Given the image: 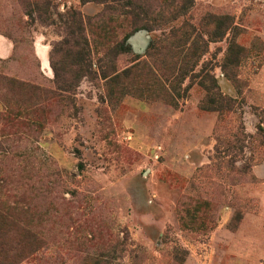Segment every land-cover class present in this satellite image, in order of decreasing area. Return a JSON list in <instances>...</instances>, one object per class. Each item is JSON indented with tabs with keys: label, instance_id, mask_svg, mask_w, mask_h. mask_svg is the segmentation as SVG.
<instances>
[{
	"label": "rangeland",
	"instance_id": "1",
	"mask_svg": "<svg viewBox=\"0 0 264 264\" xmlns=\"http://www.w3.org/2000/svg\"><path fill=\"white\" fill-rule=\"evenodd\" d=\"M33 2L0 0V243L20 264H264V0H51L52 25ZM72 9L92 73L61 92L33 48L52 57ZM208 73L230 111L205 109Z\"/></svg>",
	"mask_w": 264,
	"mask_h": 264
},
{
	"label": "trees",
	"instance_id": "2",
	"mask_svg": "<svg viewBox=\"0 0 264 264\" xmlns=\"http://www.w3.org/2000/svg\"><path fill=\"white\" fill-rule=\"evenodd\" d=\"M33 6L35 10L27 11V14L33 18L35 13L37 16L41 19V21L48 22L50 21V24H55V21L52 20V12L50 10L51 8V0H34ZM133 12V24H142L140 21V16L138 13V18L134 17ZM43 15H46L45 18H42ZM130 15V13H129ZM66 17V19H65ZM60 19L62 21V24H65L64 26V34L66 36L64 39L58 43L53 51H52V57L53 53L59 52L64 53V55L71 58L70 62L68 63V68L76 67L79 69V75H74L73 77L70 76V71H64L65 74H62L60 69L57 67V65L54 63V61L51 60L52 67L55 72V80H56V86L59 91H68L69 88L72 86V79L78 78L80 81L85 75H90L92 73V70L90 69L91 66V43L88 37V30L86 25V20L84 19L83 14L81 11H77L75 9H72L70 11H67V15H60ZM148 26V25H143ZM139 26H135L134 30L138 28ZM217 30L221 31V25L217 24L216 27ZM223 29V27H222ZM221 36V33H220ZM205 47H207V43L205 41ZM244 49L242 46L237 44H232L229 48L228 55L226 57V63L224 64V67L228 68L229 66L237 67L240 63L241 57L243 56ZM51 57V59H52ZM116 71V70H114ZM129 72V71H127ZM210 76V78L213 80L212 86L208 85L205 80V89H207L209 92L213 91L217 97H209L210 100L213 102H220V106H214L211 108H205L206 110H214V111H222L225 109V111H230L233 99L227 98L221 94L219 91V84L217 82V79L215 76L207 74ZM118 76H115L116 79ZM34 94L41 95V90L39 88L34 89L32 91ZM44 94V93H43ZM226 107V108H225ZM15 111H20L16 109ZM24 222L20 221V224H23ZM23 237L25 238L28 234L27 225L22 228ZM22 242L21 238L19 239V244ZM10 247L9 244L6 242L4 238H1L0 243V264H20L23 260L27 259L29 255H31V252H29L28 247L22 249L19 251V254L17 257L12 255L10 253Z\"/></svg>",
	"mask_w": 264,
	"mask_h": 264
},
{
	"label": "crops",
	"instance_id": "3",
	"mask_svg": "<svg viewBox=\"0 0 264 264\" xmlns=\"http://www.w3.org/2000/svg\"><path fill=\"white\" fill-rule=\"evenodd\" d=\"M15 42L4 34H0V59L8 60L12 58L15 52ZM34 54L39 62L40 74L45 81L51 82L54 79L53 68L51 64L50 47L42 40L34 43Z\"/></svg>",
	"mask_w": 264,
	"mask_h": 264
}]
</instances>
